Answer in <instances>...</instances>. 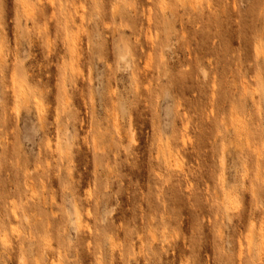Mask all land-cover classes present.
<instances>
[{
	"label": "clouds",
	"instance_id": "1",
	"mask_svg": "<svg viewBox=\"0 0 264 264\" xmlns=\"http://www.w3.org/2000/svg\"><path fill=\"white\" fill-rule=\"evenodd\" d=\"M0 264H264V0H0Z\"/></svg>",
	"mask_w": 264,
	"mask_h": 264
},
{
	"label": "rangeland",
	"instance_id": "2",
	"mask_svg": "<svg viewBox=\"0 0 264 264\" xmlns=\"http://www.w3.org/2000/svg\"><path fill=\"white\" fill-rule=\"evenodd\" d=\"M10 15H11V10H10ZM5 175H7V173H5ZM17 215H19V213H17ZM13 221H15V217L12 218Z\"/></svg>",
	"mask_w": 264,
	"mask_h": 264
}]
</instances>
